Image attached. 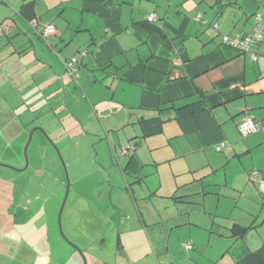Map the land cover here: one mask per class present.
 <instances>
[{
  "label": "crops",
  "instance_id": "1",
  "mask_svg": "<svg viewBox=\"0 0 264 264\" xmlns=\"http://www.w3.org/2000/svg\"><path fill=\"white\" fill-rule=\"evenodd\" d=\"M255 28L256 61L222 44ZM248 117L264 125V0H0V139L42 131L77 157L76 194L109 210L115 254L96 264H264V192L247 180L264 179V132L239 134ZM25 249L1 244L0 264Z\"/></svg>",
  "mask_w": 264,
  "mask_h": 264
},
{
  "label": "rangeland",
  "instance_id": "2",
  "mask_svg": "<svg viewBox=\"0 0 264 264\" xmlns=\"http://www.w3.org/2000/svg\"><path fill=\"white\" fill-rule=\"evenodd\" d=\"M34 133L26 149V158L24 150L30 133L24 140L18 137L0 139V245L28 248L25 249L28 254L21 256L20 252L14 264H96L100 258L107 261L115 251L110 236L101 243V233L109 229L105 225L110 220L106 204L102 207L98 204L97 192H82L84 188L80 192L87 194L91 203L86 197H79L75 171L69 164L77 157L59 151L44 132L40 133L45 141L39 132ZM39 140H42L41 144ZM17 147L22 149L18 155ZM6 148L9 149L5 151ZM26 160L27 168L23 170ZM21 161L23 164L20 165ZM79 201L80 205L83 202L82 206H78ZM91 204L103 209L96 219L93 216L98 214L97 206L93 210ZM26 208L32 209L31 213L35 215L32 222L22 228L15 225V218L26 220L30 217L24 212Z\"/></svg>",
  "mask_w": 264,
  "mask_h": 264
},
{
  "label": "built area",
  "instance_id": "3",
  "mask_svg": "<svg viewBox=\"0 0 264 264\" xmlns=\"http://www.w3.org/2000/svg\"><path fill=\"white\" fill-rule=\"evenodd\" d=\"M149 21H155L156 16L150 15L148 17ZM257 21H259V18H257ZM214 29H218V26L214 24ZM32 30L36 35H38L41 38H47L55 34L56 30L53 25H46V26H40L38 24H34L32 26ZM261 35L259 34V28H255L254 32L251 34H247L245 36H231V35H224L222 37V44L234 49L239 50L241 53H247L250 56V59L252 61L258 60V56L252 52V48L260 41ZM75 61L70 60L65 63L66 72L70 74L73 78H77V69L74 68ZM238 131L241 135H250L256 132H264V125L261 122L255 121L251 118H244L242 122L237 127ZM223 146H219L218 149H221ZM133 151L132 147L127 148H120L116 151L117 156L127 157L131 152ZM248 180L251 183H257L259 187V191L261 193L264 192V180L258 178V173L256 171H253L249 174ZM185 248L188 250L190 249L189 245H185Z\"/></svg>",
  "mask_w": 264,
  "mask_h": 264
},
{
  "label": "trees",
  "instance_id": "4",
  "mask_svg": "<svg viewBox=\"0 0 264 264\" xmlns=\"http://www.w3.org/2000/svg\"><path fill=\"white\" fill-rule=\"evenodd\" d=\"M251 34V33H250ZM224 36V35H223ZM222 36V37H223ZM245 36V35H244ZM241 37V36H240ZM248 176H249V174H248ZM260 180V179H259ZM264 180V179H263ZM237 230V232H239L240 234L242 233V232H245L246 231V228H242V227H239V226H235V228H233V230L232 231H236Z\"/></svg>",
  "mask_w": 264,
  "mask_h": 264
},
{
  "label": "water",
  "instance_id": "5",
  "mask_svg": "<svg viewBox=\"0 0 264 264\" xmlns=\"http://www.w3.org/2000/svg\"><path fill=\"white\" fill-rule=\"evenodd\" d=\"M38 130H39V129H38ZM39 131H41V130H39ZM33 132H34L33 130L30 132V135H29V141H28V143H27V145H26V147H25V150H24L25 158H26V149H27V146H28V144H29V142H30V140H31V135H32ZM26 167H27V160H26Z\"/></svg>",
  "mask_w": 264,
  "mask_h": 264
}]
</instances>
